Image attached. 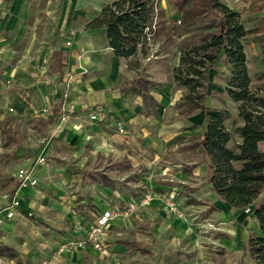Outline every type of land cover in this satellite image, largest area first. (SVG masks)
<instances>
[{
	"label": "crops",
	"instance_id": "1",
	"mask_svg": "<svg viewBox=\"0 0 264 264\" xmlns=\"http://www.w3.org/2000/svg\"><path fill=\"white\" fill-rule=\"evenodd\" d=\"M112 1L114 0H0V151L4 150V142L8 138L2 132L7 128V124L11 125L13 120L15 122L18 119H26L25 109L20 110L18 106H27V101L29 104H40V106L55 103L56 94L53 86L49 85V81L53 82L55 75L59 80H63L65 74L70 76L71 85L74 88L70 103L74 105L75 113L69 116L66 123V151L71 153L70 156H73V159L75 158L74 164L78 169L85 167L88 156L95 157L99 152L120 157L121 161L126 160L128 164L131 160L130 165L135 167L147 166L150 168L152 164L158 161L161 148L166 144H169L168 147H176L179 137L201 135L206 123L203 119V112L196 110L188 116L180 115L176 109V104L183 95V89L173 82L159 84L154 81L157 84L151 89L150 94L158 103V109L154 116L145 114L143 99L130 88V84L135 77L140 76L136 71L144 69L143 65L146 63L140 58L143 64L141 62L136 70L128 68L129 59L126 60L113 54L103 29L89 27V23L102 7ZM174 1L172 0L173 3ZM223 2L230 8L237 9L241 3L240 0H224ZM157 4L165 14V16L163 14V25L169 24L178 16L176 9H172L170 5L165 3V0H157ZM171 5L173 6V4ZM262 9L264 15V7ZM69 34L73 35L69 36ZM187 36L189 33L185 32L178 39H186ZM66 41H70L68 48H66ZM153 41L157 46L163 42V40L155 39V36ZM263 41L264 38L260 41L262 53ZM180 49L181 47L176 51L175 66L179 61ZM167 55L164 52L160 53V59ZM54 58L57 63L56 69H52L55 62ZM71 61L72 64L68 66ZM149 61L147 62L149 63ZM222 67L225 68V65L219 60L211 69L216 74ZM225 70L227 72L228 69ZM150 72L153 74H144V76L151 80L156 78L157 74L160 75V72L157 71H155L157 74L153 71ZM228 74L226 75L228 76ZM121 76L128 78L129 83L125 87L120 84ZM10 102L14 103L16 110L7 113L6 106ZM60 102L61 95L55 105L56 110H59ZM89 108L105 112L110 119L112 117L121 120L125 133L110 132L112 131V129L108 130V126L111 125L110 119H107V125L95 121V118L90 121L87 111ZM97 120L99 119L97 118ZM36 133L39 134L37 130ZM37 140L39 142V138ZM89 142L92 143L91 147L87 146ZM177 150H179L178 147L172 149L174 152ZM197 150L199 149L197 148ZM19 156L18 158H22V154ZM68 157L66 155V159ZM32 160H34L33 157L23 160L20 168L29 166L33 162ZM189 163L194 165L190 168L192 180H186L181 169H171V165H163L168 172L171 170L169 173H172V176L181 178L180 181L188 184L191 188H186L188 192L178 193L176 201L184 198L190 205H193V202L189 201L193 197L200 200H204L209 195L216 197L206 179L201 178V176H205L206 164L203 161L201 163L195 161ZM43 164L35 166L34 176L37 179L35 186L18 188L14 179L13 187L7 193L9 198L0 208L14 196L20 204L36 205L39 210L37 218L44 219L43 216L46 219L50 218L49 215L52 211L47 210L45 215L42 206L46 208L51 206L50 203L53 198L48 193H55V190L62 188L64 183L67 187L72 182V170L67 163ZM46 170H50L51 174L47 173ZM90 170L106 174L98 168ZM45 171L47 177L43 175ZM81 172L85 173V169ZM197 172L200 173V177L197 176ZM90 174L94 175L95 173ZM90 174L87 173L92 181L86 188H88V193L94 196L95 202H98L97 188L101 187L111 189L116 196L121 197V202L129 200L127 196L120 195L114 187L103 186L99 180L93 179ZM79 181L80 179L77 182L79 183ZM202 182H206V189L203 191L198 188L199 183ZM169 185L159 184L167 190L166 194L171 187ZM164 195L159 193L158 197L152 199L147 205H143V212L147 215L144 219L153 229L152 232L156 233V241L159 243L169 241L172 242L170 245L176 246L180 237L183 239L184 233L188 231L187 221L167 210L164 206L166 204L164 199L167 198V195ZM69 198L70 195L66 192V234H71L73 231L82 228L85 230V236L91 223L84 226L85 223L82 222L84 214L75 215L72 213ZM216 201H220L222 205H227L217 197L213 204ZM22 208V205H18L14 216L5 218L1 222L0 229L3 230L0 233V242L14 247V250H11L14 253L18 251L17 253L20 255L25 252L27 256L32 253L33 249L31 248V252L28 253L23 246L13 239L18 233L16 219L22 218L24 214ZM108 208L110 207L101 208L100 213ZM72 217L77 218L76 223L72 222ZM116 217H112V219ZM46 227L49 228V226ZM35 229L40 230L38 226H35ZM165 230H169L170 235H164ZM178 232L181 233L178 235ZM100 238L103 244L104 238H102L101 233ZM117 238L118 236L112 248L115 250L113 252V258H116L115 264H133L130 257L132 252H148L150 249L139 237ZM130 242L138 243L142 249H134L133 246H130ZM60 255L59 252L55 264L59 261ZM69 255L75 261L74 264H83L79 261V258L84 255L81 249H76ZM246 256L249 257L247 251L243 249L236 259V264H245L244 258ZM86 257L87 255L84 259ZM96 260L97 258L89 257L90 262L95 261L94 264ZM98 261L100 263V260Z\"/></svg>",
	"mask_w": 264,
	"mask_h": 264
},
{
	"label": "rangeland",
	"instance_id": "2",
	"mask_svg": "<svg viewBox=\"0 0 264 264\" xmlns=\"http://www.w3.org/2000/svg\"><path fill=\"white\" fill-rule=\"evenodd\" d=\"M240 1L238 9L228 7L238 12L240 20L246 29V36L242 43L246 55L250 89L264 95V56L260 45V41L264 38V15L262 11L264 0ZM165 3L174 9L171 5L173 4L172 0H165ZM177 13L178 16L172 22L160 25L157 28V33L155 32L154 34L155 39L163 40L157 46V57L151 58L152 60L149 63L144 62L146 63L143 65L144 69L136 71L142 76L144 74L152 75L153 73L150 71L154 73H156L155 71L160 72V75L156 73L157 77L153 78V81L159 84L172 82V69L175 66L177 49L199 44L205 38V30L202 28V24L210 16H187L182 21V14L178 11ZM185 32L189 33V36L186 39L179 40L178 38ZM71 35L69 34V36ZM65 44L66 48H68L70 41H66ZM162 52L168 55L160 59V53L162 54ZM141 62L140 60V64ZM152 62H154L155 66L153 64L149 65ZM70 64H72V61L68 66ZM56 68L57 63L55 60L52 69ZM133 69L136 70V68ZM225 69H227V66L225 68L222 67L216 74L213 73L212 69H210L211 71L209 70L207 105L211 108L228 110L231 114L226 125L232 132L233 137L230 145H233L241 141L234 129L242 125L243 121L238 115L240 102L232 100L225 90L226 74L229 73V70L226 72ZM70 79L68 74H65L63 80H59L57 75H55L53 82L49 81V85L54 88L56 102L40 106V104H29L27 101V106H25L27 108L22 105L18 106L20 110L25 109L26 119H18L15 122L13 120L10 123L11 125L8 123L7 128L2 131L8 138L4 142V150L0 151V207L9 198L7 193L12 189L14 179L17 181L16 173L20 165L23 160L29 157H33L35 160L38 156H43L45 159V164L41 163L43 165H46V163L49 165H55L60 162L67 163L72 170V182L67 187L64 183L62 188L55 190V193H48L53 198L50 203L51 206L48 208L42 206V208L45 215L47 210L52 211L49 215L51 219H46L44 216V219L37 218L39 210L36 205H23L19 202L23 207L21 210L24 211V214L22 218L16 219V230L18 233L13 239L16 243L23 246L26 252L30 253L31 248L33 251L27 256L25 252L19 255L18 251L16 253L13 251L0 253V256L5 259H14L18 264H35L42 257L49 256L54 252H60L61 255L57 264H74L75 261L71 259L69 254H72L76 249L65 247L59 251V246L66 240L83 238L85 230L81 228L71 234H66L67 192L70 195L69 205L72 213L75 215L84 214L82 216V222L85 223L84 226H88L89 223L93 224L98 220L103 213V211L100 213L101 208L107 206L110 207L108 209L115 208L118 210L112 217L119 216L115 219L109 218L102 229L101 235L104 241L101 248H94L89 243L82 248H77L78 250L81 249L84 254L83 257L79 258V261L83 262V264H94L95 261L90 262L89 257L92 259L97 258L95 264H115L114 260L116 258H113L115 250L112 248L117 236L120 239H122L121 237H139L150 248L148 252H132L130 257L133 264H236V259L241 251L243 249L247 250L246 242L251 231L257 229V221L251 211L252 205L244 208H234L225 204L224 206L220 201H216L213 204L216 200L214 195H209L204 200L193 197L192 200H189L193 202V205H190L184 198L176 201L178 193L188 192L186 188H191L188 184L181 182V178L172 176V173H169L171 170L168 172L163 167L164 164H168L169 166L171 165V169H181L185 179L192 180L190 168L194 165L189 162H202L201 152L192 146L199 138V135L179 137L177 139L179 142L176 143V147L179 149L177 152L172 151L173 148H176L175 146L168 147L169 144H166L161 148L160 158L150 168L147 166L135 167L132 164L130 165L131 160L128 164L126 160L121 161L120 157L112 156L110 153L103 154L99 152L95 157L88 156L85 167L78 169L74 164L75 158L73 159V156H70L71 153L66 151V123L69 116L75 114L74 105L70 103L74 89ZM128 83V78L121 76L120 84L125 87ZM61 93H63V100L59 110H56L55 105L59 101ZM6 110L7 113L14 112L16 110L14 103H8ZM87 111L90 121L94 120L91 116L95 115V121L102 122L103 125L108 124L107 119L110 118L107 117L105 112L98 111L95 108H89ZM110 120L111 125L108 126V130L112 129L110 132L113 133L118 132V125H122V121L112 117ZM36 130L39 134L36 133ZM87 146L91 147L92 143L89 142ZM259 146L264 151V140L260 142ZM22 151L23 153H21ZM21 154L22 158H18ZM66 155L69 156L67 159ZM94 168H98L111 177L114 180V189L120 195L127 196L129 200L121 202V197L116 196L111 189L101 187L97 188L98 202H95L94 196L89 194L88 188H86L92 181L87 173H96L89 171V169ZM84 169L85 173H82L81 171ZM46 171L51 174L50 170ZM46 171L43 174L44 177H47ZM197 176H201L199 172H197ZM201 178L205 179V176L203 175ZM79 179L81 186L77 182ZM46 181L49 182L48 180ZM159 184L171 185L168 194H166L167 190L159 186ZM205 185L206 182L199 183L198 188L203 191L206 189ZM24 188H29V186ZM159 193L160 195H167V198L164 199V202L166 201L164 206L167 210L187 221L188 231L184 233L183 239L180 237L176 246L170 245L172 242L169 241H163V243L156 241V233L152 232L153 229L144 219L147 215L143 212V205H147L152 199L158 197ZM146 194H150V198L146 203H143L142 199ZM258 199L264 200V189L256 201ZM132 200L136 203L137 208L135 207V209L129 211L127 210V205ZM168 202H172L174 208H171ZM76 219L72 217L71 220L76 223ZM67 221H70V219H67ZM35 226H38L40 230L37 231ZM46 226H49V228L47 229ZM2 230L0 229V233ZM180 233L178 232L177 234L179 235ZM164 235H170L169 230H165ZM11 250H14V247ZM86 255L87 257L84 259ZM244 259L245 264H253L252 259L248 256ZM98 260H100V263Z\"/></svg>",
	"mask_w": 264,
	"mask_h": 264
},
{
	"label": "trees",
	"instance_id": "3",
	"mask_svg": "<svg viewBox=\"0 0 264 264\" xmlns=\"http://www.w3.org/2000/svg\"><path fill=\"white\" fill-rule=\"evenodd\" d=\"M173 6L182 14V21L187 16H210L202 24L205 38L199 44L181 49L178 64L172 69V82L184 90L176 109L184 116L196 110L203 112L205 127L192 146L200 150L206 164V182L216 197L227 205L234 208L252 205L257 229L251 231L246 251L253 264H264V200L256 201L264 189V151L259 146L264 140V95L249 86L242 43L246 29L238 12L222 0H175ZM163 14L157 0H114L102 7L89 27L102 28L113 54L129 59L127 66L133 69L140 65L139 55L148 53L146 29L152 31L155 26L156 32L164 23ZM262 47L264 53V41ZM219 60L229 70L225 90L232 100L240 102L238 115L243 124L234 132L241 141L233 145H230L232 132L226 125L231 114L225 109L211 108L205 102L208 72ZM156 84L141 75L130 84V88L142 97L148 116L156 115L158 109V103L150 94ZM95 174L92 178L103 186L114 187L109 176ZM19 183L16 181V187ZM130 243L134 249H142L138 243ZM11 249L0 242V253Z\"/></svg>",
	"mask_w": 264,
	"mask_h": 264
},
{
	"label": "built area",
	"instance_id": "4",
	"mask_svg": "<svg viewBox=\"0 0 264 264\" xmlns=\"http://www.w3.org/2000/svg\"><path fill=\"white\" fill-rule=\"evenodd\" d=\"M155 26H153V30L150 31L146 29V45L148 46V53L145 56H140L143 62L149 61L151 58L157 57V45L153 41ZM91 118H96L95 115H92ZM118 132L125 133V129L122 125H118ZM45 159L43 156H38L32 164L29 166L21 167L18 169L16 176L17 181H19V187L25 186H35L37 184V179L34 176L35 165L44 163ZM150 198V194H146L142 199L143 203H146L147 200ZM171 208H174L172 202H168ZM20 205L19 201L13 196L6 205L0 208V224L5 218H11L16 213V207ZM136 203L132 200L127 205V210L131 211L135 209ZM118 210L115 208L106 209L100 215L97 221L93 224H90L89 229L86 232V235L80 239H72L66 240L61 243L59 246V251L65 247H72V248H82L87 243H89L94 248H101L102 247V239L100 238V233L102 232L103 226L106 224L107 220L111 218L114 214H116ZM57 252L49 256H45L41 258L35 264H55V259L57 257ZM0 264H18L14 259H5L4 257L0 256Z\"/></svg>",
	"mask_w": 264,
	"mask_h": 264
}]
</instances>
